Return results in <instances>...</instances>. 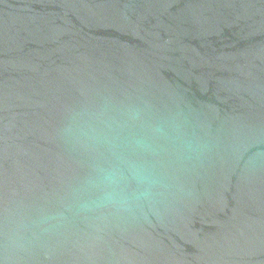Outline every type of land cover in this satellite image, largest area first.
I'll return each instance as SVG.
<instances>
[{"label":"water","instance_id":"water-1","mask_svg":"<svg viewBox=\"0 0 264 264\" xmlns=\"http://www.w3.org/2000/svg\"><path fill=\"white\" fill-rule=\"evenodd\" d=\"M0 264H264V0H0Z\"/></svg>","mask_w":264,"mask_h":264},{"label":"clouds","instance_id":"clouds-1","mask_svg":"<svg viewBox=\"0 0 264 264\" xmlns=\"http://www.w3.org/2000/svg\"><path fill=\"white\" fill-rule=\"evenodd\" d=\"M103 182L106 185H108L110 188H112L118 183V176L114 172L106 173L103 178ZM115 197H116V193L114 190L105 191L103 194V199L105 201H112L115 199Z\"/></svg>","mask_w":264,"mask_h":264}]
</instances>
